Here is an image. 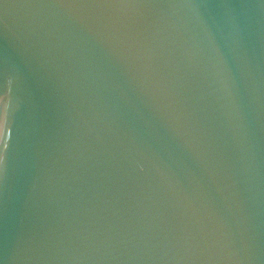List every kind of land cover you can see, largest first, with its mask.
Here are the masks:
<instances>
[{
	"label": "water",
	"instance_id": "water-1",
	"mask_svg": "<svg viewBox=\"0 0 264 264\" xmlns=\"http://www.w3.org/2000/svg\"><path fill=\"white\" fill-rule=\"evenodd\" d=\"M0 264H264V0H0Z\"/></svg>",
	"mask_w": 264,
	"mask_h": 264
}]
</instances>
